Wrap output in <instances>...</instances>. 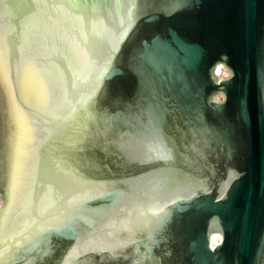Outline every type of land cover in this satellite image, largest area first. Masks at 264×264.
I'll return each mask as SVG.
<instances>
[{
	"label": "water",
	"instance_id": "obj_1",
	"mask_svg": "<svg viewBox=\"0 0 264 264\" xmlns=\"http://www.w3.org/2000/svg\"><path fill=\"white\" fill-rule=\"evenodd\" d=\"M0 264H264V0H0Z\"/></svg>",
	"mask_w": 264,
	"mask_h": 264
},
{
	"label": "snow or ice",
	"instance_id": "obj_2",
	"mask_svg": "<svg viewBox=\"0 0 264 264\" xmlns=\"http://www.w3.org/2000/svg\"><path fill=\"white\" fill-rule=\"evenodd\" d=\"M218 71H219V69H218Z\"/></svg>",
	"mask_w": 264,
	"mask_h": 264
}]
</instances>
